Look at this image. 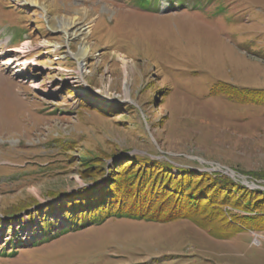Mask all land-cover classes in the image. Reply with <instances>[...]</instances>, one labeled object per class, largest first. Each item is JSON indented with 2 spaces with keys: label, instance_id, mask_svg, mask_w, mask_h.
<instances>
[{
  "label": "rangeland",
  "instance_id": "obj_1",
  "mask_svg": "<svg viewBox=\"0 0 264 264\" xmlns=\"http://www.w3.org/2000/svg\"><path fill=\"white\" fill-rule=\"evenodd\" d=\"M139 1L0 0V217L36 204L0 218V264H264V233L220 241L188 221L111 218L33 243L38 212L66 227L58 202L115 158L264 188V107L209 95L220 82L264 93V0ZM61 19L83 40L67 41ZM24 41L31 52H9Z\"/></svg>",
  "mask_w": 264,
  "mask_h": 264
},
{
  "label": "trees",
  "instance_id": "obj_2",
  "mask_svg": "<svg viewBox=\"0 0 264 264\" xmlns=\"http://www.w3.org/2000/svg\"><path fill=\"white\" fill-rule=\"evenodd\" d=\"M158 1L140 0L138 5L146 10ZM168 1L180 7L185 0ZM209 95L223 96L241 106L264 107L263 92L222 82L211 88ZM139 162L134 157L115 158L111 168L106 169L103 164L87 173L85 181L89 183L57 204L61 215L67 218V226L56 230L45 215L49 208L43 213L40 211L38 228L42 236L33 243L41 244L61 234L101 225L111 218L154 224L188 221L220 241L233 239L241 232L264 233V191L250 190L229 178L219 180L214 174L192 169H182L173 178L167 165L143 160L142 166ZM131 166L138 168L128 170ZM51 196L54 200L60 197L59 194ZM28 208L0 218L15 219ZM10 247L8 255L12 257L16 253L13 250L17 249L15 242Z\"/></svg>",
  "mask_w": 264,
  "mask_h": 264
},
{
  "label": "bare ground",
  "instance_id": "obj_3",
  "mask_svg": "<svg viewBox=\"0 0 264 264\" xmlns=\"http://www.w3.org/2000/svg\"><path fill=\"white\" fill-rule=\"evenodd\" d=\"M22 3L29 5V6H38L39 2H37V0H20ZM60 23V29L62 31V33L64 34L65 38L67 41H70V39L74 38V37H81L80 39H82V33L84 32H88V30H86L85 28L79 27L78 24L75 23V21L70 20V21H66L65 19H61L59 21ZM83 40V39H82ZM40 47L45 46V47H49L52 50L55 48L57 49L58 47L55 45H52L49 42H41L39 44ZM33 49L32 44L29 41H24L22 43V45L16 49H11L9 52H13V53H18L21 54L22 56H25V54L31 52V50ZM90 48L88 46L87 43L82 42L81 45L79 46V51L77 54H75V58L76 60H79V69L78 72L80 73V75L82 76V63L80 62V60H83L88 52H89ZM118 60L121 63L123 72H124V77L125 80L128 77V63L129 61L126 59V57H124L123 55H118ZM10 65V64H9ZM22 69L17 67V71H16V75H21ZM37 87L36 85H33L32 88Z\"/></svg>",
  "mask_w": 264,
  "mask_h": 264
},
{
  "label": "water",
  "instance_id": "obj_4",
  "mask_svg": "<svg viewBox=\"0 0 264 264\" xmlns=\"http://www.w3.org/2000/svg\"><path fill=\"white\" fill-rule=\"evenodd\" d=\"M244 184V183H243ZM247 188H249L250 190H254V189H258V190H262V191H264V188H260V187H257V186H255V185H251V187L250 186H248L246 183L244 184Z\"/></svg>",
  "mask_w": 264,
  "mask_h": 264
}]
</instances>
